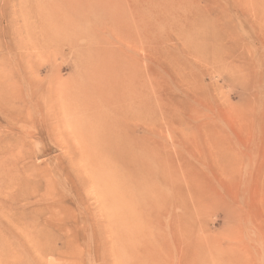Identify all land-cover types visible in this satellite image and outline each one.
I'll return each mask as SVG.
<instances>
[{"label":"rangeland","instance_id":"obj_1","mask_svg":"<svg viewBox=\"0 0 264 264\" xmlns=\"http://www.w3.org/2000/svg\"><path fill=\"white\" fill-rule=\"evenodd\" d=\"M19 2L0 0V88L8 86H2L4 73L22 82L19 72L64 91L94 85L99 54L108 47L131 50L147 95L158 98L155 114L130 118L121 133L131 149L135 131L136 151L147 144L156 162L148 171L127 169L125 176L138 181L125 178L123 185L118 165L82 154L65 119L36 114L34 106L27 122L0 111V264H114L117 243L125 246L137 218L150 220L146 232H174L177 257L185 247L200 249L192 264H264V0H163L157 42L145 51L114 39L112 29L89 14L95 1L85 2L83 30L59 47L42 41L44 57L29 39L23 22L32 26L21 18ZM196 13L200 21L191 23L188 16ZM200 29L204 35H189ZM91 44L94 52H83ZM81 133L92 136L96 129ZM92 163L112 179H94Z\"/></svg>","mask_w":264,"mask_h":264},{"label":"bare ground","instance_id":"obj_2","mask_svg":"<svg viewBox=\"0 0 264 264\" xmlns=\"http://www.w3.org/2000/svg\"><path fill=\"white\" fill-rule=\"evenodd\" d=\"M19 1L21 18L26 20V23L29 21L32 26V28H30V26H27L23 22L29 39L33 42L34 46L40 44V47L34 48L38 51V57H44L46 55V47L41 45L42 41L59 47V44L65 40L68 42L74 40L76 35L83 30L86 25V22L83 20L86 10L83 9L82 6H84L85 2L95 1L94 4L87 6V8L91 11L89 14H95L93 19L98 23L97 25L104 22V24L112 29L114 39L122 40L129 48H135L137 50H140L141 46H143L141 50L145 51L144 46H146V44H155L157 42L155 32L158 24L162 21L160 18L162 7L159 6H161L163 0H126L127 3L122 2V0H59L58 3L55 1L56 4L54 0ZM164 1L168 2V0ZM169 1L170 3L172 2V0ZM146 3L148 4L147 7L143 5ZM189 17L190 16H188V19L191 23L200 21V16L197 13L194 17ZM174 25L171 24V26L175 28ZM37 28H39L40 31H37ZM35 30L37 33L34 32ZM132 30H134V32ZM185 31L189 32V28H186ZM181 33L184 34V31ZM204 33L203 29H200L189 33V35L200 36L201 34L204 35ZM114 34L116 35L115 37ZM104 40L105 38L102 39L103 42ZM108 41V44L115 48L114 45H112L115 44L112 42L114 40L111 39ZM95 42L101 44V40L95 39L94 44ZM137 46H139V48ZM108 48L110 51H105L104 54L106 55L104 57L99 56L101 55L99 54L98 58L95 60V64H99L95 67L97 69V77H95L96 79L93 77L95 79V81L93 80L95 84L93 85L92 83L93 87L92 85L81 86L77 84L78 86H74L75 88L73 90L69 89L64 91L60 90L58 87L54 88L52 82L49 83V85H51V87H49L40 77L35 78V84L31 80L33 78L30 79V76H26L24 72L18 73L22 80V82L18 81V84L16 80L11 81L10 77L6 78L5 75L7 74L4 73V76H1L4 81L2 86H8L0 88V111L12 120H14V118H19L18 120H22L23 122L33 120L34 111L31 109V106L35 107L34 110L36 114H41V110L43 114L46 112L55 113L56 116L54 118L56 121L66 120L72 134L80 143L82 154L85 153L88 157H93L94 160H98L101 156H104V158L106 157L107 160L104 161L107 167L114 164L118 165V172L115 173L116 178L122 179V184L125 185V178L129 181L137 180L127 173L125 176V171L127 169L134 167L136 169L148 171L149 164L155 163L156 161L154 160L155 158L151 159L148 156L151 149L149 148L150 146L147 147V144L144 143L147 139H142L144 147H141V149L139 148L140 151H136V144H138L137 142L141 141V139L135 135V131L133 130V137L131 136L132 138H130L135 142V148H127L128 138L122 136V129L125 127L126 121L130 120V118L142 116L146 111L155 114V103L153 100L156 101L158 95L155 92L152 96L150 94L147 95L144 89L147 83L143 79L142 71L138 65V59L132 55L133 52L131 50L124 51L122 49ZM11 49H13V47ZM79 50L81 51V49ZM94 50L95 47L91 44V46L85 48L83 52L89 54L94 52ZM148 52L151 56L155 54L154 49ZM80 55L82 58V54ZM23 57L25 58V56ZM23 57L19 56L18 59L22 63L24 62ZM28 59L31 64L29 66V71H34L33 57ZM88 61L90 62V60ZM117 62L120 63V66L116 65ZM21 66L20 68L22 69ZM2 72H4V70ZM10 83L12 84L10 85ZM87 83L89 82L87 81ZM152 85L154 88L157 86L155 82H152ZM33 100H36V104L33 103ZM149 100L150 104H148V108H146L145 102ZM50 103H53V106L51 105L50 107ZM18 105H23L24 107H18ZM161 111L163 114L167 113L165 109H161ZM14 127L15 125H12L11 128L14 129ZM86 127H93V129H96V133L92 134V136L89 134L83 135L81 130L86 129ZM204 144L206 145V143ZM139 145L140 144H138V147ZM217 147L218 144L217 146L215 145V148ZM98 161H100V159ZM98 168L99 170H96L92 163L90 170L93 173L92 177L94 179H98L100 182H103L105 179H112L110 176L105 178L101 177L99 175L101 167ZM123 189H125V187ZM152 195L155 196L153 193ZM151 197L152 196H148V198ZM145 198L139 204L140 210H144L146 207L145 205L148 199L145 200ZM153 210L154 208L152 211ZM121 218L124 219L123 215ZM145 219L137 218L136 221H132L133 225L136 224V232L132 237L127 236L125 246H122V243H117L116 252L114 253V264H192L195 261V256L198 258L199 256L201 257L202 253L200 249H197L195 253L193 249L187 247H185L177 257V251L174 245L177 243L176 234L171 231V235L167 237L150 228L149 231L151 233L146 232L145 223L148 219ZM166 232H168V230Z\"/></svg>","mask_w":264,"mask_h":264}]
</instances>
